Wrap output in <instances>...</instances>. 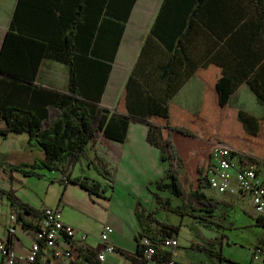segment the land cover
<instances>
[{
  "label": "trees",
  "instance_id": "obj_1",
  "mask_svg": "<svg viewBox=\"0 0 264 264\" xmlns=\"http://www.w3.org/2000/svg\"><path fill=\"white\" fill-rule=\"evenodd\" d=\"M91 1H80L78 9L73 10L72 26L70 30L65 26L58 48L12 31L7 33L5 46L18 41V53L27 58L19 59L18 66L22 69L0 67V82L8 79L13 83L34 84L37 65L49 49L50 56L67 63L69 80L63 92L33 88L32 104L11 105L0 98V121L5 122L0 134L6 137L11 132L23 131L30 140L36 139L43 152L38 166L55 171L69 151L75 152L73 160L78 159V153L84 151L97 132L123 141L130 121L145 123L151 136L159 134L156 143L161 158L167 162L165 173L154 184L158 190L168 191L180 200V204H174L171 196L156 192L155 202L166 211L222 227L212 217L219 202L203 192L207 188L203 176L206 150L222 142L232 147L240 162L260 160L264 164V120L228 103L245 81L264 105L263 0H165L115 110L99 106L110 64L90 58L87 52L97 24L95 10L87 7ZM134 1L109 0V13L116 15L118 8L119 16L124 15L126 20ZM97 5L98 1L93 3L94 7ZM34 45L37 53L33 61L31 46ZM26 67L28 73L23 71ZM193 74L205 80L201 110L195 116L171 104V99ZM100 160L98 156L91 160L97 170ZM69 182L88 193L100 189L98 183L89 184L81 179H69ZM0 195L12 206L40 217V211L22 201L14 188L0 187ZM157 210L141 216L140 240L142 237L150 240L155 248L156 264H167L173 260L172 251L162 247L161 242L175 238L178 227L164 224L156 216ZM19 218L21 214H16V219ZM256 219L259 226H264L262 219ZM138 256L141 257V247ZM174 264L183 263L174 261Z\"/></svg>",
  "mask_w": 264,
  "mask_h": 264
},
{
  "label": "crops",
  "instance_id": "obj_2",
  "mask_svg": "<svg viewBox=\"0 0 264 264\" xmlns=\"http://www.w3.org/2000/svg\"><path fill=\"white\" fill-rule=\"evenodd\" d=\"M83 0H0V67L9 70H18L19 59L27 56L19 54L18 41L8 42L5 46L6 35L9 31L26 36L33 40L59 47L65 26H72L73 10L78 9V3ZM98 1L96 7L93 3ZM75 5H74V3ZM109 0H92L88 8L94 9L97 14L96 29L90 41L88 56L92 59L110 64L107 81L102 91L99 106L115 110L120 97H122L128 76L134 66L139 51L146 36L150 33L156 20L159 18L165 0H135L131 6L129 16L124 20V15H111L109 13ZM108 11V12H107ZM124 12V7L121 6ZM188 20V19H187ZM186 20V21H187ZM13 22V27L11 23ZM5 51L1 57L3 47ZM36 45L31 46L33 61L36 57ZM51 49L40 59L37 65L34 84L27 85L24 82H0V98L13 105L18 102L32 104L30 95L35 87H42L53 91H66L69 80V67L66 62L59 61L50 56ZM27 68H23L28 73ZM1 77V76H0ZM205 80L197 74H193L182 84L180 89L171 99V104L183 112L195 116L199 115L203 100ZM228 103L232 107L246 110L257 118L264 120V105L260 103L256 95L249 89L248 84L242 82L230 97ZM5 122L0 121V127ZM147 124L130 121L123 141L106 138L99 131L85 146L83 152L78 153V159L73 160L75 152H68L62 162L58 163L59 170H49L39 165L43 152L36 139L29 138L25 132H11L6 137L0 134V145L7 141L3 148L7 155L13 154V163L0 157V175L8 177L10 183L0 185L8 190L12 186V173L21 171L24 176L34 177L45 175L50 180L62 183L61 197L56 204L46 205L43 198L34 191L23 196L18 188H14L17 196L22 201L29 203L40 211L43 207L57 208L62 213V218L71 226L76 236L68 240L72 248L69 258H54L50 249L41 247L36 264H142L138 256L141 233V216H147V211L161 208L153 199L154 193L169 196L164 190H158L154 180L167 169V162L161 158V151L156 140L160 138L158 133L151 136ZM27 137V145L32 146L38 152V157L32 160L23 159L22 153L15 151L14 137ZM1 147V146H0ZM209 149L205 153V163L208 160ZM94 156L100 157V170L93 167L91 160ZM6 158V157H5ZM204 163V165H205ZM35 164V167L31 165ZM26 172V173H25ZM85 180L89 184L98 183L99 192L88 193L84 188L69 182V179ZM206 190H212L205 188ZM203 192L212 200L218 201L227 209V214L239 220L246 221L249 215L251 222L257 223V217L252 213V208L245 202L227 194L217 193L218 197H211L206 190ZM173 199V198H172ZM174 202V201H173ZM153 203L155 205H153ZM178 204V203H174ZM180 204V203H179ZM218 205V207H219ZM157 210V211H158ZM243 212H242V211ZM21 214L18 220H11L10 214ZM196 213V212H195ZM202 214L203 212H197ZM224 214L214 211L212 217L215 220ZM202 226L200 233L205 240H217L220 236L229 242L224 226L217 227L195 219ZM42 220L33 214L23 212L0 195V239L8 242L9 247L19 257L26 256L36 238V230ZM15 226L14 233H8L7 227ZM105 226L113 228L110 242L113 250L106 253L103 262H99L96 255L102 250L100 233ZM216 227L214 230L212 228ZM85 235L83 238L81 234ZM179 245V229L174 235ZM197 250L205 248L199 244L190 243ZM264 251V246L256 244ZM175 247V246H174ZM171 247L172 259L183 264H194L192 261H183ZM223 253V243L221 251ZM217 253V252H213ZM137 257L139 260H133ZM260 256H250L248 264H264L259 262ZM228 261L220 257L218 264ZM0 264H3L0 261ZM217 264V263H215Z\"/></svg>",
  "mask_w": 264,
  "mask_h": 264
},
{
  "label": "built area",
  "instance_id": "obj_3",
  "mask_svg": "<svg viewBox=\"0 0 264 264\" xmlns=\"http://www.w3.org/2000/svg\"><path fill=\"white\" fill-rule=\"evenodd\" d=\"M259 161L240 162L234 155V150L229 144L217 142L209 149L208 160L203 168V176L206 178L208 188L217 193L227 194L250 205L256 217L264 222V164ZM42 222L36 231L29 253L19 257L17 253L8 247L4 239H0V261L3 264H36L41 247L51 250L54 258H69L72 248L68 240L76 236L75 230L64 222L62 213L57 208L43 207L40 210ZM10 219L15 220L16 214H10ZM15 226L7 227L8 233H14ZM113 228L103 227L100 233L102 250L96 255L99 262L104 261L106 253L113 250L110 236ZM81 236L84 238L83 233ZM177 239L170 237L161 242L162 247L176 246ZM141 247L142 264H156L155 248L147 237L139 241ZM253 257L261 253L258 246L252 248ZM50 264V263H46ZM167 264H174L170 260Z\"/></svg>",
  "mask_w": 264,
  "mask_h": 264
},
{
  "label": "rangeland",
  "instance_id": "obj_4",
  "mask_svg": "<svg viewBox=\"0 0 264 264\" xmlns=\"http://www.w3.org/2000/svg\"><path fill=\"white\" fill-rule=\"evenodd\" d=\"M13 139L15 141V151L21 152L23 159L32 160L38 157L36 149L27 145V137L19 135L17 138L14 137ZM6 145V140L0 145V157L13 163L15 160L13 154L7 155L3 149ZM12 178H14L12 186L18 188V191L21 192L23 196L25 195V197H28V195L34 191L39 195V198H43L44 204H53V206L61 197L62 183L57 180H50L46 175L44 177H39L38 175L28 177L24 176L21 171L14 170ZM185 181L186 178L183 179V184L186 187L187 183ZM5 183H10L9 178L0 175V185H4ZM165 193L173 198V203H180V200L171 195L170 192L165 191ZM206 193L211 194V197H218V194L212 192V190L207 189ZM153 205L155 204L153 203ZM217 212L222 214H224V212L226 213V215H222L219 220H217L226 228L227 231H225V233L228 236L229 242L226 240L222 241L220 236L217 240H205L200 234L203 233L201 229L202 226L198 225L194 218L190 216H180L179 214L166 211L163 208L157 211L156 216L162 220L164 224L178 227L180 242L179 245L174 247V250L177 253L176 256L181 257L183 261H192L194 264H218L221 254L225 258V261H228L224 264H248L252 254V248H254L256 244L264 246V226H259L254 222L248 224L247 222H250V219L253 218L252 215H249L250 217L245 219L247 222L239 220L236 216L234 217V215H228L227 209L223 205H219ZM253 212L254 211H252V213ZM215 228L216 227L212 228V230ZM190 243L199 244L205 249L197 250ZM221 243H223V253L220 252ZM214 251L217 253H213ZM257 256H260L259 262L264 260V251Z\"/></svg>",
  "mask_w": 264,
  "mask_h": 264
}]
</instances>
